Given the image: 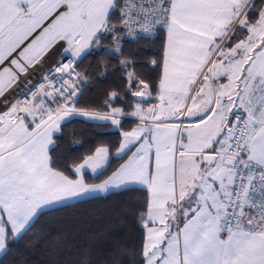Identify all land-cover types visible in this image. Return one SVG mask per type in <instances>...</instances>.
I'll use <instances>...</instances> for the list:
<instances>
[{"label": "snow or ice", "instance_id": "snow-or-ice-1", "mask_svg": "<svg viewBox=\"0 0 264 264\" xmlns=\"http://www.w3.org/2000/svg\"><path fill=\"white\" fill-rule=\"evenodd\" d=\"M106 36L120 83L85 101L109 68L81 62ZM155 37L151 58L124 56ZM72 119L117 140L60 165ZM121 192L138 193L132 247L86 217L25 239L45 207ZM41 239L49 264H264V0H0V256L26 264L18 245Z\"/></svg>", "mask_w": 264, "mask_h": 264}, {"label": "trees", "instance_id": "trees-1", "mask_svg": "<svg viewBox=\"0 0 264 264\" xmlns=\"http://www.w3.org/2000/svg\"><path fill=\"white\" fill-rule=\"evenodd\" d=\"M116 15L118 13L113 12V16ZM110 40L111 37L106 36L105 47L97 49L81 62V67L89 71L93 67L102 64H107L109 68V74L104 77H100L98 73L95 74V85L84 97L85 101H95L104 90L120 83L117 79V73L111 72L112 64L115 63V56L113 53L106 51ZM160 43L159 37H155L151 41L141 39L138 42H125L123 44V54L124 56L135 57L143 61L159 52ZM114 103L118 104L117 101H114ZM122 120L125 130L130 129L134 124L133 120L128 117ZM100 125L101 123L85 122L82 119H72L65 122L62 125V134L58 135L57 143L52 149L51 154L55 161L60 165H66L72 159L86 153L90 148L97 145L99 141H111L114 143L118 137L117 130L112 128L110 124L106 127ZM114 151L115 149H113V153ZM118 163L120 161L111 159L108 171L104 172L103 175L93 182H100L104 179ZM137 196L138 193L135 192L108 193L87 202H74L72 203V208L60 206L42 211L34 221L35 226L32 233H29L25 239H30L33 234L37 236L43 234L55 236L58 232L72 227L76 219L86 217L89 218V232L100 231L111 226L110 238L119 241L122 245L132 247L140 235V229L137 226L134 215L135 210L139 207ZM75 239L79 245H83L86 242V234L81 233ZM18 250L26 258V264H49L50 257L43 239L36 244L34 250L25 249L23 241H21L18 245ZM19 258V256H10L8 259H4L1 256L0 260L3 261V264H15V260ZM124 264H131V257L126 258Z\"/></svg>", "mask_w": 264, "mask_h": 264}, {"label": "crops", "instance_id": "crops-1", "mask_svg": "<svg viewBox=\"0 0 264 264\" xmlns=\"http://www.w3.org/2000/svg\"><path fill=\"white\" fill-rule=\"evenodd\" d=\"M153 103L155 102V101H152ZM128 118H130V117H128ZM123 119V118H122ZM131 120H134V118H130ZM96 123H102V122H96ZM132 126H134V124L132 125ZM114 153H115V151H114ZM114 153H113V155H114ZM90 182H93V181H91L90 180ZM96 183H99V182H96ZM103 195H105V194H98L97 195V197L98 196H103ZM75 202V201H74ZM74 202H72V203H74ZM57 207H60V205H54V206H52V207H45V208H43L42 210H41V212L42 211H45V210H49V209H53V208H57ZM1 257V256H0Z\"/></svg>", "mask_w": 264, "mask_h": 264}, {"label": "bare ground", "instance_id": "bare-ground-1", "mask_svg": "<svg viewBox=\"0 0 264 264\" xmlns=\"http://www.w3.org/2000/svg\"><path fill=\"white\" fill-rule=\"evenodd\" d=\"M57 58H58V54H57V52H53V53L51 54L50 59H49V63H51L52 61H55ZM33 79H35V77H34Z\"/></svg>", "mask_w": 264, "mask_h": 264}, {"label": "built area", "instance_id": "built-area-1", "mask_svg": "<svg viewBox=\"0 0 264 264\" xmlns=\"http://www.w3.org/2000/svg\"><path fill=\"white\" fill-rule=\"evenodd\" d=\"M125 42H136V41H132V40H130V39H126V40L123 42V44H124ZM122 48H123V45H122ZM106 51H108V52H110V53H113L109 46L106 47ZM57 59H59V56H58ZM57 59H56V60H57ZM65 62H66V61H65Z\"/></svg>", "mask_w": 264, "mask_h": 264}]
</instances>
